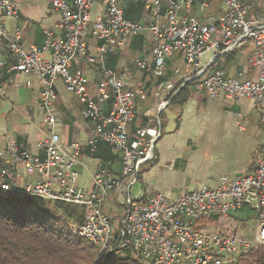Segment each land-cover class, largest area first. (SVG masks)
I'll return each mask as SVG.
<instances>
[{
  "label": "built area",
  "instance_id": "2783aa9c",
  "mask_svg": "<svg viewBox=\"0 0 264 264\" xmlns=\"http://www.w3.org/2000/svg\"><path fill=\"white\" fill-rule=\"evenodd\" d=\"M120 1L102 0L104 14L92 21L93 0H51L52 8L60 14L62 38L54 39L51 31L46 30L41 45L24 47L19 29L8 31L5 26L7 18L19 17L15 3L0 0V44L8 51L7 57L0 61V68L11 58L8 71L36 78L40 86L36 105L49 131L38 143L43 156L22 150L15 139H7L0 153L5 158L0 167V196L35 197L86 207L83 221L72 230L91 243L98 260L128 249L144 264H233L250 257L258 248L264 250V147L255 169L246 175L222 176L216 186L188 191L176 199L161 193L138 199L123 195L118 202L124 206L122 216H108L102 211L100 202L107 192L122 195L123 181L130 177L136 180L141 167L154 159L155 143L161 135L156 113L176 90L174 84L158 81L162 103L154 111L146 112V121L130 136L129 126L135 122V101L144 99L146 94L142 84L130 87L124 77L108 68L105 57L124 47L131 38L147 32L153 39L151 53L134 59L137 69L160 75L167 60L181 53L185 71L197 78L196 92L211 98L220 94L227 99L247 98L253 106L264 108V15L252 12L255 0H219L221 13L211 23H202L191 13L194 3L199 10H205L211 0H142L145 13L139 20L125 17ZM90 38L96 45L94 53L88 55ZM246 41L254 46L248 62L256 69L257 79H241V71H237V77L228 76L210 63L204 69V56L232 52ZM77 60H88L99 69L101 77L94 93L82 72L71 71ZM57 80L74 95L82 106V116L91 123L84 142L63 143L54 132ZM103 104L108 107L104 109ZM100 143L120 157V173L113 177L97 158L90 185L79 186L77 167L81 164V153L86 151L94 157ZM18 166L36 175L37 180L17 183ZM249 196L256 203V227L251 237L216 231L206 224L242 209Z\"/></svg>",
  "mask_w": 264,
  "mask_h": 264
},
{
  "label": "crops",
  "instance_id": "0c3cea01",
  "mask_svg": "<svg viewBox=\"0 0 264 264\" xmlns=\"http://www.w3.org/2000/svg\"><path fill=\"white\" fill-rule=\"evenodd\" d=\"M13 2L19 17L7 18L5 26L8 31L19 29L24 47L41 45L46 30L51 31L54 39L62 38L60 14L52 8L51 0ZM119 7L125 17L132 20L141 19L145 13L142 0H121ZM221 10L220 1L211 0L205 10H199L194 3L191 13H195L202 23H211L217 19ZM252 10L255 15L263 16L264 0H255ZM103 14L102 0H93L91 20L101 18ZM158 20L163 21V18L159 17ZM95 45L93 39L87 40L88 55L94 53ZM152 46L153 39L145 32L141 34L140 40L133 37L124 47L115 49L105 57L106 66L124 77L130 87L141 84L143 88L147 87L146 97L135 101V122L129 126L130 136H133L137 126L143 124L146 112L154 111L162 103V97L157 90L158 81L164 80L176 87L180 84L178 89L175 88V95L192 78L191 72L184 70L179 54L174 55L173 59L171 57V65L167 69L165 67L160 75L137 69L134 59L148 56ZM253 49V43L246 41L242 47L231 53L208 54L203 60L208 62L214 59L215 66L228 76L237 77V71H241V79L255 80L258 73L248 62ZM7 55V48L1 43L0 61ZM11 62L12 59L8 58L5 66L0 68V153L4 151L7 139H15L20 149L43 156L38 143L49 131L42 123V115L36 105L40 86L31 74L8 71ZM70 69L72 72H82L89 80L90 91L95 92L101 77L95 64L88 60H77ZM176 69L180 71L175 73ZM195 85L196 83L190 84L189 96L184 103L173 104L170 102L173 98L171 97L156 113L161 125V136L155 143L154 159L141 167L136 180L133 181L130 177L123 181L122 195H116L113 191L107 192L102 204L104 213L112 206L113 215L122 216L124 206L117 199H122L123 195L138 199L161 193L170 199H176L191 190L213 187L222 176L237 178L255 169L260 150L264 147V108L253 106L252 101L247 98L227 99L221 94L213 98L207 97L204 93L196 92ZM54 87V132L63 143L84 142L90 133L91 123L82 116L81 104L74 95L65 90L61 80H57ZM102 107L106 109L108 104H103ZM140 119L142 122L137 123L136 120ZM102 144L105 145L100 143L97 153L106 157L107 153ZM112 156L114 161L105 166L113 177H117L121 170V160L118 155ZM96 159L97 157H90L86 151L81 153V164L77 170L84 176V186L90 185ZM4 160L0 154V167ZM16 172L20 176L17 183L21 185L37 180L36 175L28 174L22 166H18ZM255 204L249 196L239 214H230L219 222L210 220L208 226L212 228L210 225L214 224L213 230L251 237L256 227ZM216 225L221 229L216 228Z\"/></svg>",
  "mask_w": 264,
  "mask_h": 264
},
{
  "label": "trees",
  "instance_id": "16d2710c",
  "mask_svg": "<svg viewBox=\"0 0 264 264\" xmlns=\"http://www.w3.org/2000/svg\"><path fill=\"white\" fill-rule=\"evenodd\" d=\"M134 38L140 40L141 34ZM172 59L167 61L165 69ZM194 82L185 83L170 102L184 103L189 96L188 88ZM179 87L180 84L176 89ZM103 146L107 156L96 152L94 158L100 159L105 166L114 161V156ZM86 211L84 206L65 202L0 196V264H144L128 249L98 260L91 243L72 230L83 221ZM233 264H264V250L258 248L250 257L240 258Z\"/></svg>",
  "mask_w": 264,
  "mask_h": 264
},
{
  "label": "rangeland",
  "instance_id": "374dc122",
  "mask_svg": "<svg viewBox=\"0 0 264 264\" xmlns=\"http://www.w3.org/2000/svg\"><path fill=\"white\" fill-rule=\"evenodd\" d=\"M209 4H210V3H209ZM208 6H209V5H208ZM198 19H199V18H198ZM199 20H200V19H199ZM200 21H201V20H200ZM148 34H149V33H148ZM234 51H235V50H234ZM219 53H220V52H219ZM228 53H231V52H228ZM228 53H222V54H228ZM175 54H179V55L181 56L182 60H183V56L181 55V53H175ZM175 54H174V55H175ZM174 55H173V56H174ZM173 56H172V57H173ZM203 61H204V60H203ZM182 63H183V67H184V70H185L186 67H185L184 60H183ZM204 63L206 64V67H205L204 69H207V67H208V63H210V65H212V66L215 65V64H214V59L211 60V61H208V62H204ZM176 70H177V69H176ZM179 71H180V70H178V72H179ZM178 72H177V73H178ZM175 73H176V72H175ZM192 80H195L194 84L197 82V78H193V77H192V78H191V81H192ZM37 83H38V82H37ZM175 88H176V87H175ZM144 91H145V90H144ZM54 117H55V116H54ZM55 120H56V119H55ZM136 121H137V123H138L139 121H141V119H140V120H136ZM145 121H146V119L144 120V122H145ZM141 122H142V121H141ZM144 122H143V123H144ZM140 124H142V123H140ZM160 136H161V135H160ZM142 168H143V167H142ZM78 173H79V172H78ZM78 179H79V181H78V185H79V186H82V185L84 186V183H85V182L83 181V180H84V176L82 177L81 173H79V178H78ZM90 179H91V177H90ZM90 182H91V181H90ZM89 184H90V183H89ZM217 184H218V183H217ZM215 186H216V185H215ZM136 187H137V186H136ZM213 187H214V186H213ZM191 191H192V190H191ZM131 193H133V191H132ZM116 198H118V196H116ZM120 199H121V198H118L117 201H118V202H121ZM104 201H105V200H101V202H100L101 205L103 204ZM112 210H113V207L111 206V207L109 208V211L106 212L105 214H107L108 216L113 215ZM239 213H240V212H239V210H238V211H235V212H233V213H231V214H239ZM220 220H221V219H220ZM217 222H219V220H217ZM217 222H216V224H218ZM204 223H205V222H204ZM206 224L208 225V222H206ZM210 226H211L212 228H214V224H211ZM216 226H217V227H216ZM216 226H215L216 228H220V229H221V227H220L219 225H216ZM209 228H210V227H209ZM212 228H211V229H212ZM216 228H215V229H216ZM222 229H223V228H222Z\"/></svg>",
  "mask_w": 264,
  "mask_h": 264
}]
</instances>
